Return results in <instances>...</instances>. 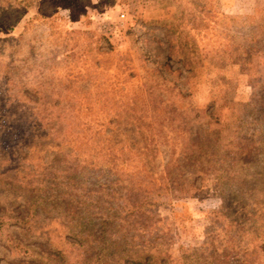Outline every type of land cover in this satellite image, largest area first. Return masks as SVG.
<instances>
[{
	"label": "rangeland",
	"instance_id": "rangeland-1",
	"mask_svg": "<svg viewBox=\"0 0 264 264\" xmlns=\"http://www.w3.org/2000/svg\"><path fill=\"white\" fill-rule=\"evenodd\" d=\"M0 264H264V0H0Z\"/></svg>",
	"mask_w": 264,
	"mask_h": 264
}]
</instances>
